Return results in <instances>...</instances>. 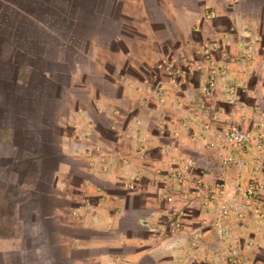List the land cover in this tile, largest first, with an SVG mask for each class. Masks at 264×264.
<instances>
[{
  "label": "crops",
  "instance_id": "1",
  "mask_svg": "<svg viewBox=\"0 0 264 264\" xmlns=\"http://www.w3.org/2000/svg\"><path fill=\"white\" fill-rule=\"evenodd\" d=\"M248 6L264 0H0V264H232L226 245L264 247V194L242 202L229 192L228 213L203 202L197 211L183 187L217 175L208 154L221 146L205 149L196 135L221 130L205 123L179 68L222 66L211 80L247 117L252 75L264 83V66L250 69L264 53V9ZM209 10L216 17L205 25ZM191 50L214 56L197 62ZM255 98L264 101L259 88ZM255 151H242L250 168ZM178 169L185 181L175 189ZM247 221L261 229L257 243L236 239ZM138 227L147 235L126 231ZM258 263L253 252L237 264Z\"/></svg>",
  "mask_w": 264,
  "mask_h": 264
},
{
  "label": "rangeland",
  "instance_id": "2",
  "mask_svg": "<svg viewBox=\"0 0 264 264\" xmlns=\"http://www.w3.org/2000/svg\"><path fill=\"white\" fill-rule=\"evenodd\" d=\"M263 9H264L263 6H256V7L255 6L254 7L248 6V7H245V11L248 12V13H251L252 15H254L256 13H258V14L261 13L263 11ZM258 17H260V15ZM205 22H206L205 23V25H206L207 21H205ZM256 25L258 26L259 30L263 31L264 22L256 23ZM221 47H222V49H224V44H221ZM230 49H231V47H230ZM192 51L193 50L185 51V52H189V55H193L195 57V59H196L195 61H197V62H201L202 60L205 61L206 60L205 58H208V59L212 60V57L214 56L213 53H211L212 55L210 53H208V54H205L203 58H200L197 54H194V52H192ZM206 55H209V56L206 57ZM251 58H252V64L250 66V69H253V68L256 69L258 67L259 70H260L261 67L264 66V53H263V55H261L260 53H257V54L253 53V55H251ZM184 64H183V66H184ZM185 66H186V64H185ZM232 67L234 69H237L236 71L239 72L238 74H240L241 77H246V75H244V73H241L239 68H237L239 66L232 65ZM179 69H180V72L182 73L181 77H180V80L182 79L183 82H184L183 84L185 86H187L188 88H193L191 90V92H189V93H191V97L192 98L195 97L194 94L198 95L197 99L199 100V105L201 107L202 112L203 113L207 112V115L210 114L211 120L208 121L209 118L205 117L207 119V120H205V123L210 122L213 126H214V124H216V125H218L219 130H221V131L223 129L227 128L229 125H237L240 128L246 130L250 134L251 143L249 144V147H253L255 142L257 141V139L261 135L260 129H258V127L264 125V110H263L264 101H256V98H255V90L256 89L259 88L260 91L262 93H264V83L261 84V80H260L259 74L255 73L251 77V81H252L253 85L250 88L249 96L245 97L250 102V103H247V104H248V107H249V110H250L251 113H249V115L246 117V116H243V113H241V109L239 108L238 105H236L233 102L229 103L227 101V99L224 98L225 97L224 95H226V93L228 91L227 87L221 86L219 84V82H215L212 86H210L209 92H208L207 89H203V87H201L202 86L201 81H206L208 83V78L207 77L210 76V73L213 72V73H215L216 76L217 75L220 76V74L217 73L216 70H208V69H206L204 67H198V65H196L195 68H189V69H188V67H185L184 71H182L181 68H179ZM179 69H177V71H179ZM263 71H264V69H263ZM202 79H204V80H202ZM198 83H199V90L194 88L196 86V84H198ZM156 86H158L157 80H156L155 87ZM212 96H214V98H211ZM215 97H217V98H215ZM185 104L189 106L188 109H189L190 113H188V115L192 114L193 111L195 110V106H194L193 102H189V103H185ZM167 111H168L167 113L169 115L172 113L171 110H169V108L167 109ZM252 111H254V112H252ZM257 111H258V113H257ZM257 120L261 121L260 125L256 124ZM120 122L124 123L125 122V118L123 117L120 120ZM201 136L202 135H196V137L199 139V141L203 144L204 148L205 149H209V147H211V146H209L206 143L205 137H201ZM181 139L184 140L185 143L190 144V145L197 144L196 140H198V139L192 138L189 135L186 136V137L183 136ZM220 149H221V152L218 151L217 153L208 154L212 158H214V162H215V164H217V167L220 166L221 168L219 170H217V175L216 176H214V175H212L213 177L212 176L210 177L209 175L206 176V178H205L206 180H205L204 183H205V188L208 191L207 193L209 195H211V197H213L212 198V202L216 206H219V208L224 206L225 202L222 201V200H219L218 198H216V196L218 195L217 194L218 193L217 184L219 183L220 180L224 181L226 179L228 181V185L226 187V192H227L226 195L229 192H231L234 195L240 196L239 199H241L242 202H246L247 200H246L245 197H243L244 195L242 193V189L240 188L239 178H240V174H242V173H245L247 176L249 174L253 173V171H254L253 162H252V165H251V168H250V166H248V164L246 162V157L242 156L243 155L242 151L234 149V150L231 151V153L234 154V158L232 156V160L230 161L229 164L226 165L224 163V158H225V155H226L225 149H223L222 147ZM206 153H208V152H206ZM233 159H235V161H233ZM222 167L224 169H222ZM220 172H222V174L224 175V178H222V177L220 178V176L218 174ZM157 184H159V183H157ZM106 185L109 188H111L113 191H117V192H122V191L124 192V189L127 187V186L119 187V186H117L115 184H111L109 182H107ZM163 185L168 190L169 189H174L173 188L174 187V183L172 184V186H171V184L169 182L166 183V184H163ZM183 187L187 191H190V190L191 191H193V190L200 191V189L197 188L196 186H194L193 184H189V185L183 186ZM175 189H177V188H175ZM262 194H264V187L262 189V192L259 194V198L262 196ZM241 196H242V198H241ZM251 203L253 205H256L257 202L256 201H252ZM192 205H193V207L196 210H197V208H199V209L203 208L202 207L203 206L202 205V199L200 198V196H198V199ZM230 208H232V207H230ZM215 209H217V208H215ZM224 215H222V216H224ZM174 216H176V215H174ZM248 216L250 217V215H248ZM239 217H237V218H239ZM205 220H206V218L201 216L200 218L197 217V219L194 222L202 223V221H205ZM188 221H189V219H187L186 222H188ZM157 222H159V219H158ZM172 228H174V227H172ZM158 230L160 231V233H164V234L167 233V230L165 228L161 227ZM260 230L261 229H258V231H260ZM126 231L134 234L135 238L136 237L138 238L140 236H146L147 233H148L147 230L144 227H141V228L138 227V229H135V230H130L129 229V230H126ZM258 231H257V228L254 226L253 223H251L250 221H247V228L246 229L239 228V231H237L236 234H235L236 235V239H237V241H241L242 240V241H245V242H248V243H250V241H252L254 243H257L256 242V238L258 237L257 233H258V235L260 233L264 234V231L262 232V230H261L260 233ZM170 232H173V230L170 229ZM160 233H156L155 235H150V236L148 235V236L150 238H156L157 239V237L160 236ZM216 234L218 235V232ZM137 245L138 244H126V245H123V246H121L119 248L121 250H129V249H131V248H133L135 246L137 247ZM222 247H224V246L221 245V244H218V252H219V250L221 251ZM239 249H240V253L242 254V256L245 253L248 254V253H253L254 252L256 255H258L260 257H263V259H264V247L255 250L254 247H251V248L247 249V248H243L241 246V247H239ZM223 250H224V248H223ZM255 251H257V252H255ZM222 253L224 255V251H222ZM222 253H221V255H222ZM258 264H261V263H258Z\"/></svg>",
  "mask_w": 264,
  "mask_h": 264
},
{
  "label": "built area",
  "instance_id": "3",
  "mask_svg": "<svg viewBox=\"0 0 264 264\" xmlns=\"http://www.w3.org/2000/svg\"><path fill=\"white\" fill-rule=\"evenodd\" d=\"M216 17V12L214 10H209L206 11L205 14L203 15V20L204 21H210L213 20ZM195 29L201 28L200 24H195L194 25ZM206 54V52H204ZM210 60V59H208ZM217 73L220 75L224 74V69L222 66H219L218 69L216 70ZM215 75V73H210V76ZM209 76V77H210ZM216 76V75H215ZM215 83V81L211 80V77L208 80V83L203 87V89H207L209 92L210 86H212ZM206 143L211 146H221L223 149H225L226 155L224 158V163L227 165L230 163L232 160V153L231 151L236 149L240 151H244L249 148V144L251 143L250 140V134L240 128L237 125H229L227 128L223 129L220 132V138H217L215 136V131L208 133L207 135L204 136ZM255 148V155H254V160H253V166H254V171L253 173L249 174L248 177L241 183L240 188L242 189V193L245 197L248 199H255L259 196V194L262 192V189L264 187V137L262 135L259 136L257 141L255 142L254 146ZM181 173V170L178 169L173 176V180L175 182V185L177 189L181 187L184 184V177ZM243 174V173H242ZM205 185V183H204ZM204 188H199L200 191L198 190H193L196 194V196H203L202 197V202L204 205V208L214 210L215 208L221 210L222 213H228L231 209L229 208V205L225 203L224 206L220 207L216 206L212 202V198L208 195V191L206 190L205 186ZM226 187H227V182L224 180H220L219 183L217 184V190H218V195L221 196V199L224 197L225 202V197H226ZM218 195L216 198H218ZM227 256V259L232 263V264H237L240 257L242 254L240 253V249L237 245L235 244H229L226 245V249L224 251V255Z\"/></svg>",
  "mask_w": 264,
  "mask_h": 264
}]
</instances>
